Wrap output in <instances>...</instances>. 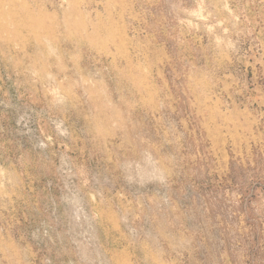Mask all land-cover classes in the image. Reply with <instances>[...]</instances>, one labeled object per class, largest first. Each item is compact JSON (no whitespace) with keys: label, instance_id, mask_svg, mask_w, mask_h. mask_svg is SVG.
<instances>
[{"label":"rangeland","instance_id":"obj_1","mask_svg":"<svg viewBox=\"0 0 264 264\" xmlns=\"http://www.w3.org/2000/svg\"><path fill=\"white\" fill-rule=\"evenodd\" d=\"M0 264H264V0H0Z\"/></svg>","mask_w":264,"mask_h":264}]
</instances>
